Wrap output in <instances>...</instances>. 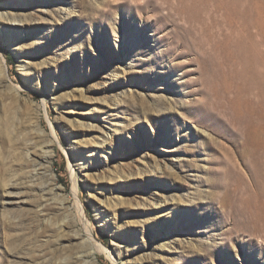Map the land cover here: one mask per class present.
Returning a JSON list of instances; mask_svg holds the SVG:
<instances>
[{"label":"rangeland","instance_id":"obj_1","mask_svg":"<svg viewBox=\"0 0 264 264\" xmlns=\"http://www.w3.org/2000/svg\"><path fill=\"white\" fill-rule=\"evenodd\" d=\"M261 161L264 0H0V264H90L74 197L97 264H264Z\"/></svg>","mask_w":264,"mask_h":264},{"label":"bare ground","instance_id":"obj_2","mask_svg":"<svg viewBox=\"0 0 264 264\" xmlns=\"http://www.w3.org/2000/svg\"><path fill=\"white\" fill-rule=\"evenodd\" d=\"M175 1H177V0H175ZM135 39L136 38H133L134 44L137 43L135 41ZM261 137H262V135H261ZM48 147L49 146H47L46 148H48ZM46 154L49 156V151L46 152ZM30 161L35 163V160L31 159ZM137 161H138V159H137ZM257 161H258V157H254L253 163L255 162V164H256ZM153 166L157 167V164L154 163ZM126 167H127L126 164L120 165L119 166L120 173H121L122 176H125V177L128 176L129 177L131 175V173H129L130 170H127ZM128 167H129L128 169H133V170H136L137 172H140V170H141V168L139 166H138V168L137 167L136 168L135 167L131 168V166H128ZM139 168H140V170H139ZM257 173H258V175L260 177V182H258V178L255 175V173L253 172V174L255 176V177H253V180H254L253 187H254V192L257 193L255 195L256 197L253 198V201L256 202V203H259L260 214H258L256 220L254 222H252V223H253L254 226H259V227L264 229V223H263L264 222V204H262L260 202V198L264 197V162L263 161L260 162V167L258 168ZM74 198H75V202L74 203H75L76 214H77V219L76 220L78 221V223L81 226V228H80V232L81 233H77L75 237H76V239H81V238L85 237L84 241H85V246H86V250H87L86 256L91 258L90 264H97V262H96L97 253L106 252L108 255H110L111 253H110L109 250L105 249L103 246L99 245L96 242V240L94 239L91 231L89 230V228L87 226L88 224L86 223V219H85L86 217L84 216L85 213L83 211V207H82L80 201L77 199V197H74ZM249 202H251V201H248V203ZM260 224H262V225H260ZM70 241H75V240L71 239Z\"/></svg>","mask_w":264,"mask_h":264},{"label":"trees","instance_id":"obj_3","mask_svg":"<svg viewBox=\"0 0 264 264\" xmlns=\"http://www.w3.org/2000/svg\"><path fill=\"white\" fill-rule=\"evenodd\" d=\"M1 48H2V47H1ZM3 52L5 53V58H6L7 64H8L10 67H13V66H14V62H13V59L11 58L9 52L6 51L5 49L3 50Z\"/></svg>","mask_w":264,"mask_h":264}]
</instances>
